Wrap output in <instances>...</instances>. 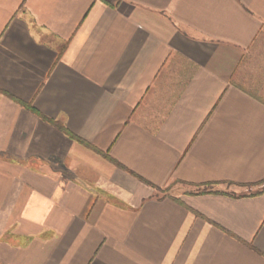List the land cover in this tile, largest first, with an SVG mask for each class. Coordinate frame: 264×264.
Returning <instances> with one entry per match:
<instances>
[{
    "label": "crops",
    "instance_id": "0c3cea01",
    "mask_svg": "<svg viewBox=\"0 0 264 264\" xmlns=\"http://www.w3.org/2000/svg\"><path fill=\"white\" fill-rule=\"evenodd\" d=\"M0 264H264V0H0Z\"/></svg>",
    "mask_w": 264,
    "mask_h": 264
},
{
    "label": "trees",
    "instance_id": "16d2710c",
    "mask_svg": "<svg viewBox=\"0 0 264 264\" xmlns=\"http://www.w3.org/2000/svg\"><path fill=\"white\" fill-rule=\"evenodd\" d=\"M64 129V128H63ZM65 130V129H64ZM66 131V130H65ZM78 141L79 142H81V143H83V144H86L84 141H82V140H80V139H78ZM88 147H90V148H92V149H94L93 147H91L90 145H87Z\"/></svg>",
    "mask_w": 264,
    "mask_h": 264
}]
</instances>
